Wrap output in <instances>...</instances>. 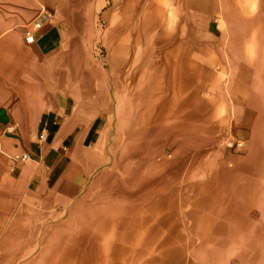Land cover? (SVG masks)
Segmentation results:
<instances>
[{"label": "rangeland", "instance_id": "obj_1", "mask_svg": "<svg viewBox=\"0 0 264 264\" xmlns=\"http://www.w3.org/2000/svg\"><path fill=\"white\" fill-rule=\"evenodd\" d=\"M66 1L69 9L61 14L72 21L73 27L67 29L74 31L67 38L69 62L83 88L94 84L93 93L108 107L103 157L83 192L64 197L30 192L14 171L11 175L5 164L0 166V222H4L0 233L13 228V233L25 235L13 238L12 264L24 262L20 256L45 236L46 264H57L53 252L60 254L69 247L76 249L75 264H264V136L256 150L247 128L257 111L239 106L237 114L243 123L233 135L227 124L219 123L208 142L182 147L192 133L200 132L195 112L213 108L208 103L213 97L208 72L220 73V66L229 70V63L236 66L241 61L236 91L244 96L243 104L250 88L264 100V0H258L261 11L254 15L255 0H222L213 19L189 10L186 0H62L64 6ZM13 2L40 6L37 0H0V31L13 19L30 24L26 29L33 32L41 9L13 10ZM158 9L163 18L149 28ZM119 28L133 34L124 40V35L113 33ZM160 30L175 40V51L167 59L156 60L167 62L165 69L170 73L175 62V125L173 118L171 125L163 124L169 114L158 117L154 107L140 119L143 104L125 92L130 82L125 79L127 73L139 71ZM254 37L261 41L260 64L255 69L242 61ZM113 62H122L123 70H114ZM134 84L131 94L147 86L146 80L140 86ZM167 84L172 95L174 84ZM168 103L174 104V99L170 97ZM261 107L264 110V101ZM149 124L155 127L153 134ZM145 126L148 141L141 157L136 154L137 139ZM162 142L160 157L153 152L161 151L157 149ZM147 153L153 154L151 159L144 158ZM129 214L132 220L124 224ZM98 215L110 216L105 229L121 233V245L76 240ZM112 221L121 225L113 226Z\"/></svg>", "mask_w": 264, "mask_h": 264}, {"label": "crops", "instance_id": "obj_2", "mask_svg": "<svg viewBox=\"0 0 264 264\" xmlns=\"http://www.w3.org/2000/svg\"><path fill=\"white\" fill-rule=\"evenodd\" d=\"M37 1L41 7L13 2V10L41 9L33 44L25 39L28 23L12 19L0 31V166L30 192L81 194L101 165L108 107L93 93L94 84L83 88L69 62L73 23L61 14L68 2ZM186 3L213 19L222 0Z\"/></svg>", "mask_w": 264, "mask_h": 264}, {"label": "bare ground", "instance_id": "obj_3", "mask_svg": "<svg viewBox=\"0 0 264 264\" xmlns=\"http://www.w3.org/2000/svg\"><path fill=\"white\" fill-rule=\"evenodd\" d=\"M257 1L258 0H255L254 5L257 6V4H259V6L257 7L255 6L254 8H252L251 10L252 15H254L255 11H257V13L258 11H261L260 1L258 2ZM161 12L162 11L158 9V12L153 15L154 18H153V21L150 22L149 28H152L153 25L155 24L157 26L158 20L159 19L160 21L162 20L164 13L162 12V14H160ZM171 25H172L171 22L167 24L168 27H170ZM169 29L171 30L172 26ZM118 30H120V28ZM113 33L118 34V36L124 35L125 37L124 40H126V38L130 37L133 34L131 31L128 32V31H125L124 29L123 30L121 29L120 31H116ZM165 33H166L165 30H160L158 34L156 33L157 37L153 40L154 42H152V45H151V54L148 58L142 61L139 71L138 70L134 71L135 69H131L132 71H129L127 73L125 79L128 77L131 84H129L130 82H128L127 86H125L126 87L125 92L127 95L130 93L133 99L143 104L140 106L141 107L140 109L141 118L140 119H143L145 115H149L154 107L156 108L155 111L159 112L158 117L163 112H165V114L166 113L169 114V121L164 120L165 123L162 122L163 124H170L173 118L174 125H175V62H174L172 73H170L166 71L165 69L166 67L165 65L167 62L160 64L159 62L156 61L158 59H164L167 55H170L173 53V51H175V47L173 48L175 40L172 39L171 37L169 38L164 37ZM136 36H137V39L141 38L140 34H137ZM260 42H261L260 39H258L257 37H254L251 42L253 45H250L248 47V50L245 53L243 60H242L249 67L252 66V68L254 69L256 68L254 66H258L260 64L259 59L261 58V56L258 55L260 54L258 50V48L260 47ZM145 48H148V46H145ZM151 55H153V58H151ZM132 62H133V66H135L136 61H132ZM241 64H242L241 61H239L236 66L235 64L229 63L228 65L229 70H226L224 66L223 67L220 66V73L211 72V71L208 72V74L210 75L209 80L212 83V87L210 91L213 96L212 98L209 99L208 103H211L213 108L208 111L207 109L202 107L201 109H199V111L195 112V116L198 118L197 120L200 123V127H199L200 132L192 133L193 135V137H191L192 139L190 138L188 141L184 142V145H182L183 148H185V146L189 147V145H191V142L199 145L203 142H208L209 140H211L212 134L215 132V128L218 127L219 123H220L219 125H221V123L227 124L229 127V132L233 135L234 134L233 131H235L236 126H240L243 123L242 122L243 118H239L237 114L239 110L238 107L243 105L245 107L248 106L247 107L248 111H251V112L257 111L258 113L256 120L250 125L249 124L247 125V128L251 130V134H252L251 135V143H253L252 147H254V149L257 150V146H258L257 144L261 143L259 140L261 139L262 136H264V110L261 107V104H263L264 100L259 98L254 92H252V89L250 88V90H247V92H249L251 95L250 97L248 96L249 98L246 97L248 98V100H244V104H243L244 96H242L241 93L238 94L236 91L237 89L236 87L238 86V79H239L238 75L240 74L239 67ZM123 67H124V64L122 62L119 64H116V62L115 63L113 62L114 70H117L120 72L121 70H123ZM184 74L186 73L184 72ZM181 75H183V72H181ZM137 76L139 78L136 81ZM145 80L147 84L146 88H144L145 90L137 91L136 93L131 94V92L136 90V86L134 83L140 86L141 81L144 82ZM171 81L174 84L173 86L174 90H172L173 91L172 95L170 94L171 85H169V89L166 87L168 85L167 83L168 82L171 83ZM246 81H249V77H247ZM246 81L245 83L247 84ZM243 90H244V87H243ZM244 92H246V89L244 90ZM170 97L174 99V104L172 105L169 104L170 102L168 103V100L170 101ZM226 99H228V102L230 105L229 108L227 107ZM143 100L145 101L144 103H143ZM157 103H159V106H154ZM169 107H170V110H169ZM156 124L157 123H155L154 125ZM149 125H150L148 126L149 129L150 128L153 129L152 130V134H153L155 127L154 125L152 126L151 124ZM146 127L147 126H145V129L138 136L139 139H137L138 141L137 145L140 148V150L139 149L136 150L137 151L136 154L140 155L141 157H143L142 155L144 154V152L141 154V152L143 151L142 148L144 144L148 141L144 139L147 133L145 131ZM167 130H170V129H167ZM149 138L152 139V137H149ZM257 141L260 143H257ZM161 147H164L163 142L161 143L160 147H158L157 151L161 150ZM162 150L159 152H153V154L158 153V155L162 157L161 155ZM148 153L145 155L147 157H144L146 160L151 159V157L153 156V154L149 155ZM252 153L253 151L248 153L249 158H251ZM172 174H175V172L173 173L172 171ZM0 207H1V203H0ZM129 207L130 209H132V206H129ZM109 218L110 216H103V215H98V216H95L94 218H91L90 219L91 226L88 228L90 230L87 229L86 234L83 233L81 234V236L79 235L76 236V240L81 243L90 238L91 240L93 239V243H95L96 245L97 244L99 245L103 241L105 245L118 247L123 242L122 234L121 233L116 234L114 233L115 232L114 230L109 231L108 229H105V228H109L108 226L111 222ZM131 220H132L131 214L126 215L124 224L130 223ZM121 221H112L113 226L117 224L121 225ZM3 223L4 222H0V227L3 226ZM95 226H99L101 227V229L99 230V227H97L96 230H92L93 227ZM92 231H94L95 233ZM17 235L19 237H25V235H23V233L21 234V232L18 233V231H16V234L15 232L13 233V228L9 229V231L5 235H1L0 233V264H12L13 263V258H12L13 254L11 253L13 252V248L11 247V245L13 243V238L16 237ZM37 237L39 238V234ZM73 238L74 237H72V239ZM47 240L48 239L45 236L41 243L38 242L32 249H30L28 252L20 256L21 260L24 261L26 259L24 262L21 263L18 261L15 264H46V259L49 253L48 252L49 246H48ZM70 242H71V239L68 240V243ZM52 256L53 258H55V260L57 258L59 259L57 260V264H61V263L62 264H75L74 260L76 257V249L73 247H69L65 250L62 249L60 251V254H58L57 251H54ZM61 259L62 261H60ZM7 260H10V262H7Z\"/></svg>", "mask_w": 264, "mask_h": 264}, {"label": "built area", "instance_id": "obj_4", "mask_svg": "<svg viewBox=\"0 0 264 264\" xmlns=\"http://www.w3.org/2000/svg\"><path fill=\"white\" fill-rule=\"evenodd\" d=\"M40 27H41V24L40 23H37L35 26H34V30H33V32H27L26 33V37H25V39H26V43L27 44H33L34 42H35V33L40 29ZM41 140H45V138L43 137V136H41V138H40ZM28 159V156L27 155H24V156H22L21 157V160H23V161H25V160H27Z\"/></svg>", "mask_w": 264, "mask_h": 264}]
</instances>
